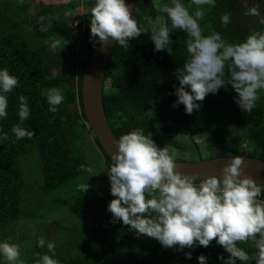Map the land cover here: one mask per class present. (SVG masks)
Wrapping results in <instances>:
<instances>
[{
  "label": "trees",
  "instance_id": "trees-1",
  "mask_svg": "<svg viewBox=\"0 0 264 264\" xmlns=\"http://www.w3.org/2000/svg\"><path fill=\"white\" fill-rule=\"evenodd\" d=\"M238 1L215 0V6H203L204 15L199 20L202 33L219 32L223 39L235 44L253 32L264 31V23L255 16H248L247 25L244 18L236 15L240 10ZM87 2L86 26L78 25L73 33L74 28L60 19L46 31H40L46 28L40 27L37 18H43L45 13H40L49 9L42 3H33L32 7L22 0H0V68H8L19 79V86L8 96V116L0 120V130L10 136L0 144V240L9 239L19 245L23 264H33V259L36 264L39 255L48 250L46 246L38 247L39 239L28 234L24 226L28 222L38 223L40 219L46 221L43 216L47 210L63 209L69 221L54 224L50 235L55 243L54 258L59 264H198L197 257L201 254L208 258L207 264H222L217 257L227 258L228 254L215 239L207 248L198 245L183 250L178 246L164 248L154 238L138 236L122 221L112 223L107 207L115 197L96 185L101 181L96 169L109 167L112 160L88 125L82 105V76L97 43L90 33V9L94 3ZM168 2L135 0L139 12L134 16L143 23L144 16L155 17L159 14V5ZM183 3L190 14L198 10L191 0ZM80 4V0H71L55 6V10ZM225 13L230 14V23L226 26L221 23ZM186 37L180 30L170 34L174 42L172 55L154 51L147 33L132 39L128 49L116 43L105 70L102 93L113 134L119 139L133 129L142 128L145 134H152L154 141L161 136L184 152L187 140L182 138L194 143L193 137L210 131L205 143L209 153L213 151L209 158L246 156L264 161V90L259 92L257 106L251 113L244 112L235 103L237 94L231 85L198 101L201 107L191 115L185 113L182 104L173 107L177 97L171 93L179 86L175 71L188 57ZM54 87L62 90L64 100L57 112L52 113L46 97L47 91ZM21 95L28 98L31 111L25 125L35 136L15 140L11 128L19 123ZM222 126L225 131L233 126L244 135L226 137L221 133ZM173 134L179 138H172ZM92 146L102 153L103 159L98 168L89 171L87 150ZM198 155L199 151L192 157L200 160ZM82 185H89L86 192ZM46 234L43 236L49 235ZM238 246L250 259L237 264H255L258 250L252 240L238 242ZM186 252H191V259L186 258Z\"/></svg>",
  "mask_w": 264,
  "mask_h": 264
},
{
  "label": "clouds",
  "instance_id": "clouds-1",
  "mask_svg": "<svg viewBox=\"0 0 264 264\" xmlns=\"http://www.w3.org/2000/svg\"><path fill=\"white\" fill-rule=\"evenodd\" d=\"M198 10L190 14L183 0H169L159 5V14L146 15L143 23L134 16L139 9L126 0H94L90 9V33L96 42L108 45L116 42L128 49L130 41L141 33L150 35L154 51L173 54L170 34L180 30L187 34V59L175 71L179 86L171 93L177 97L173 107L184 106L191 115L201 107L208 94L231 85L237 94L235 103L246 113L257 106L259 92L264 90V31L248 35L240 43H229L219 32L202 33L199 20L205 5L215 6V0H191ZM257 8L248 9V15L259 16ZM221 23H230V14L221 16ZM264 23V20H261ZM54 74V73H53ZM19 86L17 76L8 68H0V120L8 116L9 94ZM49 111L57 112L64 100L58 87L47 91ZM19 123L11 128L15 140L32 139L35 132L25 125L31 111L28 98L19 97ZM10 139L0 130V144ZM112 163L106 171L110 180V201L107 211L112 223L122 221L136 234L156 239L164 248L203 246L215 239L228 254L219 255L222 264L247 262L249 254L238 242L252 240L258 250L255 264H264V184L245 175L244 158L234 156L222 171V177L199 179L176 170L175 156L166 147H158L152 134L142 128L123 134L116 141ZM91 171V169H89ZM199 179V182L197 180ZM86 192L89 185H82ZM259 237V238H257ZM48 252L39 255L36 264H59L55 259V243L44 237L38 247ZM50 253V254H49ZM187 259L192 258L186 252ZM18 244L9 239L0 240V264H23ZM198 264H207L201 254Z\"/></svg>",
  "mask_w": 264,
  "mask_h": 264
},
{
  "label": "water",
  "instance_id": "water-1",
  "mask_svg": "<svg viewBox=\"0 0 264 264\" xmlns=\"http://www.w3.org/2000/svg\"><path fill=\"white\" fill-rule=\"evenodd\" d=\"M126 3L135 5V0H126ZM115 45L116 42H110L106 46L96 43L86 63L81 84L82 105L87 123L110 159L111 154L117 150L118 138L113 134L107 120L102 93L105 70ZM232 157L234 156L202 158L197 161H175L176 170L199 179L210 176L222 177V169ZM239 157L244 158L243 174L264 184V161L255 157Z\"/></svg>",
  "mask_w": 264,
  "mask_h": 264
},
{
  "label": "rangeland",
  "instance_id": "rangeland-1",
  "mask_svg": "<svg viewBox=\"0 0 264 264\" xmlns=\"http://www.w3.org/2000/svg\"><path fill=\"white\" fill-rule=\"evenodd\" d=\"M25 2H27V0H24ZM58 1H70V0H58ZM82 1V5L81 7H79L78 11L74 14V15H78L79 18H81L83 14H85L87 12L86 10V4L88 3L86 0H80ZM89 1V0H88ZM23 2V0H22ZM33 3L34 0H32ZM239 8L240 10L238 11V15L239 17H241L244 21L247 19L248 20V9L250 8H257L259 11V16H255L256 18H258L257 20L260 19L264 20V2L261 0H239ZM39 3V2H38ZM78 6H74V8H76ZM40 18H37V20L39 21ZM82 19V18H81ZM70 21H73V19H69ZM84 20V19H82ZM245 22H248V21ZM75 21V20H74ZM86 23V22H84ZM77 24V23H76ZM249 24V22L247 23V25ZM46 31V29H43L42 32ZM51 49V47H49ZM150 115H153V113H150ZM155 121V119H154ZM156 122V121H155ZM157 125V123H156ZM232 127V128H231ZM210 131L205 132L204 134L198 135L193 137L194 143L193 141H190L189 138H182L183 141H186V145L187 148L184 152H180L172 143L171 140H167L164 139L163 137L159 136V138H157V141H155V143L157 144L158 147H166L170 154H174L175 156V161L180 159V158H185L184 160H190V161H197L196 159H194L192 156H195L197 154V151H199L200 155H198V159H202V158H209V154H212V150L211 153L209 149L206 148L207 145H205V143H207V138L209 136ZM223 135H225L226 137H230L233 134H237L238 136H243L244 133L241 131H237L235 130V128L233 126L227 127L226 131L223 130V126H222V132ZM217 135L218 134L216 133ZM172 138H179L177 135L173 134L171 135ZM88 137H87V141H88ZM160 141V143H159ZM189 141V142H188ZM242 145H245V143H242ZM80 146L83 147L85 146L84 141L82 140L80 142ZM248 149H251V145L246 146ZM86 148H87V144H86ZM94 146H92L91 148H89L87 150V154H88V163L90 166V169H93L95 167H97V164L99 165L100 160L103 159V155L101 152H99L98 149H93ZM191 158V159H190ZM108 166H102L99 169H96V176L101 178V181H97L96 185L98 187H100L102 190L104 191H109L110 192V180H109V176L107 175V172L104 171L107 169ZM98 168V167H97ZM92 187V184L90 185V188ZM61 209V208H60ZM64 210L61 209L60 211H53V210H47L45 212V215L43 216V219H45L46 221L42 222L41 219L40 221L37 223L35 222H28L27 225H25L24 229L27 231L28 234H32L33 238H37L39 239L40 237H44L47 241L53 242L52 241V236H50L52 234L51 229L53 230L54 224H59L62 223L63 224H67V222L69 221V217L67 215H65ZM46 222L47 225H45L44 223ZM49 224V225H48ZM47 232V236H43V234H45ZM33 264H35V260L33 259ZM176 264H180V263H176Z\"/></svg>",
  "mask_w": 264,
  "mask_h": 264
},
{
  "label": "flooded vegetation",
  "instance_id": "flooded-vegetation-1",
  "mask_svg": "<svg viewBox=\"0 0 264 264\" xmlns=\"http://www.w3.org/2000/svg\"><path fill=\"white\" fill-rule=\"evenodd\" d=\"M86 1H88V0H86ZM89 1H90V3H94V0H89ZM23 2H25V1H23ZM34 2H35V4L36 3L38 4V2L39 3H42L44 7H48L49 8L46 11L41 12L40 14H44L45 13L44 14V17L43 18H40L39 21L37 20L39 22V24H40V27H44V28H46V30L50 26V24H54L59 19L60 20H63L65 22V24L73 27L74 28L73 33L75 32L76 27L78 25L79 26H82V28L86 26V23H84V22L86 20L87 14H88L87 12L89 11V9H88V5L89 4L88 3L86 4V10H87V12L85 14L81 15L82 16L81 18L84 19V20H82L81 18H79L78 15H74L78 11L79 7H81V5L83 3L82 1H81V4H80L79 7H76V8L73 7V8L67 9V10H63V8H61V10H59V9L58 10H55V6H59V5L62 6V5L66 4L69 1L34 0ZM25 3H27L28 6L30 5L32 7L35 5V4H33L32 0L30 1V3L29 2H25ZM38 5H40V4H38ZM35 13H37V12H35ZM35 15L36 14H34L33 17H35ZM52 16H54L55 18H53L51 20ZM68 18L69 19L70 18L73 19V21L68 20ZM40 31H43V30H40Z\"/></svg>",
  "mask_w": 264,
  "mask_h": 264
},
{
  "label": "built area",
  "instance_id": "built-area-1",
  "mask_svg": "<svg viewBox=\"0 0 264 264\" xmlns=\"http://www.w3.org/2000/svg\"><path fill=\"white\" fill-rule=\"evenodd\" d=\"M262 199H264V197Z\"/></svg>",
  "mask_w": 264,
  "mask_h": 264
}]
</instances>
